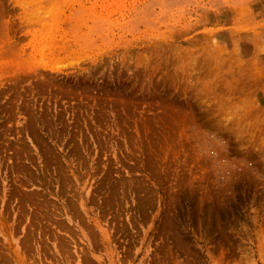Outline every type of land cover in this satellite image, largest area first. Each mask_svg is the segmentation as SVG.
Wrapping results in <instances>:
<instances>
[{"label":"rangeland","instance_id":"374dc122","mask_svg":"<svg viewBox=\"0 0 264 264\" xmlns=\"http://www.w3.org/2000/svg\"><path fill=\"white\" fill-rule=\"evenodd\" d=\"M19 1L0 264H264V0Z\"/></svg>","mask_w":264,"mask_h":264},{"label":"bare ground","instance_id":"6f19581e","mask_svg":"<svg viewBox=\"0 0 264 264\" xmlns=\"http://www.w3.org/2000/svg\"><path fill=\"white\" fill-rule=\"evenodd\" d=\"M18 1H19V0H18ZM22 1H24V0H22ZM25 1H28V0H25ZM25 1H24V2H25ZM43 1H44V0H43ZM20 2H21V0L19 1V3H20ZM24 2H23V4H22V2H21L20 4L17 2L19 8H22V7H20V6H24ZM29 2H31V1L25 2V3H26L25 6H27V7L29 6V7H30L31 5H34V6H32V9H31V8H28L29 10H31L30 13L32 14V13H34L33 11L36 9V8H34V7H35V3L37 4V2L33 1L32 3L35 2L34 4H32V3L30 4ZM27 3L30 4V5H27ZM44 3H46V2H44ZM36 6L39 7L38 5H36ZM50 6H51V5H50ZM27 7H25V8H27ZM41 7H42V6H41ZM48 7H49V6H48ZM28 9H25V11H28ZM48 9H49V8H48ZM21 10L23 11L24 8L21 9ZM50 10H51V9H50ZM52 10H53V9H52ZM28 12H29V11H28ZM35 12H36V11H35ZM50 12H51V11H50ZM27 15H28V14H27ZM29 15H30V14H29ZM34 15H36V14L34 13ZM48 15H49V14H48ZM32 16H33V14L30 15L29 17L32 18ZM29 17H26V18H29ZM31 18L26 19V20H30ZM26 20H24V21H26ZM40 20H41V18H40ZM24 21H23V22H24ZM26 22H27V21H26ZM26 22H24V24H26ZM32 22H33V20H32ZM28 24L31 25V23H29V21H28ZM27 26H28V25H27ZM53 43H55V42L53 41ZM91 45H92V44H91ZM0 46H2L3 48H5V47H4L5 44H1ZM76 46L79 47V49L77 48V49H78V53L76 54L77 51H74V54H75V55H74L73 57H75V58H76V57H79V58H80V56H83V55H84L83 50H84L85 47H87V45H86V44H83V45H81V44H80V45H79V44H76ZM7 47H8V48H7ZM6 48H7L8 50L10 49V50H9V51H10L9 54H11V56H12V54H13V57H11V56L8 54V52H4V51H3V54H2V51H1V54L3 55L4 59L6 58V59H8V60L10 61V60H12L14 57H15V58L18 57V55L16 56L15 53H11V52H12V45H6ZM6 51H7V50H6ZM14 54H15V56H14ZM15 58H14V59H15ZM0 59H1V58H0ZM1 61H2V60H1ZM5 63H6V65H7L9 62L4 61V62H2L1 65H2V66H5ZM2 66H1V67H2ZM2 68H4V67H2Z\"/></svg>","mask_w":264,"mask_h":264}]
</instances>
